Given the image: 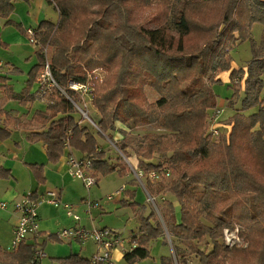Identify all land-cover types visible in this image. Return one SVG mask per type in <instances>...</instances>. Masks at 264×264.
<instances>
[{"label":"trees","instance_id":"obj_1","mask_svg":"<svg viewBox=\"0 0 264 264\" xmlns=\"http://www.w3.org/2000/svg\"><path fill=\"white\" fill-rule=\"evenodd\" d=\"M13 1L0 0V19L24 33L8 20ZM47 2L54 6L57 22L42 21L36 29L37 64L27 73L24 89L13 93L0 78V117H5L0 141L10 137L9 128L19 125L1 110L6 102L15 101L23 107L42 102L45 111L35 112L31 120L42 132L31 134L29 141L42 142L51 164L66 152L89 159L98 182V177L112 173L121 178L128 175L126 166L110 163L98 140L106 138L128 158L131 143L127 133L154 127L162 133L144 135L137 156L139 170L144 173L170 172V178L156 186L179 206L177 219L172 203H165L166 231L198 258V264H264V0ZM255 24L263 28L259 43L251 38ZM245 42L250 44L252 58L245 69L232 70L231 53ZM45 47L52 50L50 69L61 88L66 89L69 82L85 83L92 75L89 103L97 117L89 119L96 128L86 121L94 133L59 93L48 97L30 93L43 69L41 51ZM226 72H230L228 107L233 115L227 123L229 133L223 135L219 130L213 137L209 132V119L217 108L213 87L221 84L217 76ZM146 88L159 99L149 103ZM238 99L240 104L234 109ZM27 167L43 186V167ZM0 178L10 175L0 168ZM147 188L151 194L158 193L149 183ZM126 194L128 199L119 205L137 212L140 224L138 236L131 240L134 248L123 259L135 264L149 257L148 245L158 240L163 230L159 223L150 222L152 213L143 217L144 207L134 201V191ZM202 215L205 223L200 220ZM234 229L239 230L246 248L228 249L219 244L223 230ZM204 239L211 246L208 251L198 247ZM175 251L184 258L179 248ZM35 253L34 246L21 243L11 252L0 250V264H37ZM57 260L60 264H91L76 255ZM171 261L164 257L161 264Z\"/></svg>","mask_w":264,"mask_h":264},{"label":"crops","instance_id":"obj_2","mask_svg":"<svg viewBox=\"0 0 264 264\" xmlns=\"http://www.w3.org/2000/svg\"><path fill=\"white\" fill-rule=\"evenodd\" d=\"M19 3H25V5H21L24 6L21 7L24 11H22L23 14L21 15L16 11V4ZM12 4L14 10L13 13L9 16L8 20L14 24L19 25L24 31V33H21L12 25L6 26L5 24L7 20L0 19V68H3L0 70V78L5 79L4 85L10 87L13 93H15L14 86L17 83V79L23 78L24 82L26 83L27 74L25 75V72H29L30 69L37 64V59L35 56V47L32 53L22 51L20 59H16V54L13 53V48L24 47V45H22L23 42L28 43L26 39L27 29L36 30L38 28L39 23L42 21H48L50 23L55 24L57 22L58 14L54 6L50 5L47 0H14ZM48 9L52 10L53 12L51 13V20H49L48 18L40 20L38 17H40L41 11H44L45 13ZM20 41L22 42L20 43ZM20 60L23 61L22 67L17 66V61ZM231 69L238 70L240 68L237 67L235 64H232ZM229 75L230 72H226L217 76V79L221 81L222 86H229ZM25 83L21 86V90L17 94L21 93V91L24 89ZM2 85L3 84L0 83V86ZM36 88V84H34L30 93H35ZM229 91L232 92V90L230 89ZM1 97L2 95L0 93V98ZM14 103L19 106L20 110L14 107V105L10 106ZM226 106L227 103L225 102V100L221 101L220 99H217V108L215 110L221 111L219 118L220 124L218 128L219 130H226V132L229 133L230 126L226 123L228 122V119L233 115V112L229 113L228 116H225L224 118L222 117L221 119L222 114L224 115L226 113ZM45 108V104L38 101L30 103L25 107L20 106L18 102L8 101L1 109L5 113H10L11 118L18 120L19 125H14L9 128L11 132L10 137L3 141H0V168L3 171L8 172L10 175V178L8 179L0 178V201L11 202L13 200L20 199L28 193L33 194V196L39 201V206L37 210L39 228L38 235L37 237H32L25 242V244L34 246L36 251L42 252L43 257L38 261V263H40V261L46 257L44 249L46 247L48 248L49 242L52 241L49 240L48 237L53 236V240L59 241L56 239L57 232L55 233L54 230L60 226H62L60 230L67 229L66 227L72 228L74 226L73 221L71 224V222L66 219V214L64 215L65 211L63 210V208L59 207L61 209H54V206L48 205L47 203H42L40 205V202H42V197L48 191H54L58 193L60 201L63 204L71 205L73 203H77V200L82 201L84 199L76 197V189L73 186H69L66 191L63 188L64 185H66L64 184L66 178H71L67 174L65 167V157L68 155V153L66 152L57 163L51 164L47 159L46 149L42 142H31L28 139L31 134H37L42 132L40 126L34 125L31 120L35 112H44ZM4 120V116L0 117V127H2ZM73 155L78 156L75 153H73ZM27 165H39L43 167L45 179V184L43 186L38 185L36 183L33 178L32 172L29 170ZM20 172L23 174L27 181L26 190H23L16 185L17 173ZM62 199L65 202H63ZM173 206L175 209L179 207L176 202ZM16 220L17 215L14 214L11 209L0 211V229L5 230V235L3 237L0 236V244L3 245L0 246L1 251L11 252L10 250H7L9 244L5 236L7 233L9 241L11 240L10 236L16 224ZM133 235L134 236L128 238L127 244H125L123 249H117L114 251L112 255L113 260L119 261L123 259L124 254L128 253L131 249L130 247H134L131 245V241L129 239L135 237V235L138 236L137 229L136 232L133 233ZM59 242L63 244L67 241ZM73 243L76 242H67L70 251L64 258L69 257L70 255H76L81 259L90 261L92 255L96 251L94 244L93 251L90 253V255L84 257L83 255L86 251V248H77L76 246H73Z\"/></svg>","mask_w":264,"mask_h":264},{"label":"rangeland","instance_id":"obj_3","mask_svg":"<svg viewBox=\"0 0 264 264\" xmlns=\"http://www.w3.org/2000/svg\"><path fill=\"white\" fill-rule=\"evenodd\" d=\"M36 4V3H35ZM25 3H19L16 4V11L20 15L23 14V8ZM47 9V8H46ZM54 9V8H53ZM24 12V11H23ZM51 13L52 10H47V12L44 13V11H41L40 17H38L40 20H43L45 18H48L51 20ZM214 13V12H212ZM211 13V16L213 17L214 15ZM45 14V16H44ZM48 15V17H47ZM58 17V16H57ZM218 17V15H217ZM216 17V19H217ZM47 19V20H48ZM56 20V19H55ZM263 32V28L259 24H255L251 28V38L253 41L256 43H259L261 35ZM22 41H20L21 43ZM24 47H14L13 48V53L16 54V59L21 58L22 51L32 53L34 46L31 45L30 43H24ZM52 55V50L49 48L47 57L50 60V57ZM252 54H251V47L248 42L242 43L237 46V48L231 53V59H232V64H235L239 68H245L246 64L251 60ZM23 61H17V66L22 67L23 66ZM3 68H0V70ZM29 70V69H28ZM28 72V71H27ZM25 72V75L27 74ZM97 73V72H96ZM99 78L103 77L102 73H97ZM19 77V76H18ZM106 77V76H105ZM16 81V78H15ZM14 81V82H15ZM24 79L20 78L17 79V83L14 86V92L17 94L21 90V86L24 84ZM213 92L216 95L217 99H220L221 101L225 100L227 103L226 106V113L221 116L224 118L225 116H228L229 113L233 112L231 108L228 107V103L230 102V99L232 97V92L229 91L228 87L220 85H215L213 88ZM145 94L146 97L149 101V103L155 102L156 100L159 99V97L150 89L146 88L145 89ZM242 97V94L240 95V98ZM261 99L264 100V86L263 90L261 92ZM87 111H88V117L92 119H95L97 117L96 110L91 107L90 103L87 101ZM240 104V99L234 101V109L237 108ZM16 107L17 109L20 110L19 106L14 103L11 104L10 106ZM228 119V118H226ZM228 123V122H227ZM226 123V124H227ZM82 124H87L86 127H88L89 130H91L94 133V128L88 124L86 120L82 121ZM162 133L161 131L156 130L154 127H145V128H138L136 130H131L127 133L126 138L130 140L131 147L128 149L127 153L129 155L128 158L123 156L115 147V145L111 142H109L106 138L100 139L99 145L101 150L105 152L107 159L110 161V163H120L124 166L127 167L128 169V175L127 177L121 178L117 173H112L107 176H101L98 177V182L97 185H95L90 191H87L82 183L78 180H75L73 178L67 177L64 184V190L66 191L69 186H73L76 189V197L84 198L85 199H90V201L97 202L100 206L98 209H94L91 211V217H88L85 214V210L82 206V201L77 200V203H73L72 205L77 206L78 208L75 210L74 214L80 219V225L86 228L87 230H93V229H107L111 230L112 232H115L118 237L121 238L127 244L128 238L131 236H134L133 233L137 232L139 234V224H140V215H138L137 212H135L131 208H123L119 205L120 200H125L128 199L126 191L135 192V202L138 205H141L144 207V215L143 217H147L150 213L153 214V218H151L150 222L154 223H159V225L162 227L163 234L161 237H159L158 240L152 241L148 245V250H149V257L143 261H138L135 264H161V259L164 257H170L171 258V264H198V258L195 255H190L188 251L182 247L177 239L175 237H172L165 229L164 223H163V215H164V209H165V203L171 202L172 205H175L174 198L168 194L164 189H161L160 187H157L155 191H158L157 194H153L159 199L157 200L156 204L152 207L149 204L146 203V195L140 186V182L138 179L134 177V169L137 172V169L139 170V159H138V153H139V142L143 138L144 135L146 134H160ZM222 133L227 134L226 130L222 129ZM121 140L123 136H115ZM214 140V139H212ZM157 161L159 158H156ZM156 159L153 160L154 163H156ZM167 181V180H165ZM16 185L23 189L26 190L27 188V181L23 174L17 173V182ZM124 187V193L120 198H115L112 201L108 200V197L111 196L116 190H119L120 188ZM57 190V189H56ZM148 190V189H147ZM149 191V190H148ZM161 197L165 198V201L161 200ZM22 198V197H21ZM20 198V199H21ZM42 202H40V205L42 203H46L47 196L44 195ZM18 199V200H20ZM18 200H13L11 202H6L9 204L8 209L12 210V205L14 202ZM63 202H65L62 199ZM3 202V201H0ZM55 207L54 209H56ZM61 209V208H58ZM179 207L175 209L176 217L179 219ZM5 211V210H4ZM66 213H64L65 215ZM66 219H68L71 224H72V218H69L66 216ZM201 222L205 223L203 219V215L200 218ZM62 226L58 228H54V232L59 233ZM68 229V227H66ZM39 229V228H38ZM5 235V230L0 229V236L3 237ZM38 235V234H37ZM239 235V230L234 229V230H223L222 236L219 239V244L231 249V248H246L247 243L243 238H241ZM137 235H135L136 238ZM5 238L8 241L9 246L7 247V250H10L11 244L14 238L13 235V230L10 236V241L8 234L6 233ZM129 239L130 241L133 239ZM49 239V238H48ZM52 240V239H49ZM0 246H3L0 244ZM73 246H76L77 248L84 247L86 248L84 252V257H87L90 255V253L93 251V243L88 242L86 244H79V243H73ZM64 247V248H63ZM198 247L202 250L205 249V251H208L211 246L209 245V241L207 239L202 240L200 243H198ZM45 248V246H44ZM179 248L180 251L185 255L184 258L180 255L177 254L175 249ZM70 248L68 247L67 242H64L63 244L59 241L52 240L49 242V247L44 249V253L46 257L40 261L38 264H60L57 259L64 258L67 256L69 253ZM182 261H185L182 262ZM111 264H129L125 260L121 259L119 261L111 259Z\"/></svg>","mask_w":264,"mask_h":264},{"label":"built area","instance_id":"obj_4","mask_svg":"<svg viewBox=\"0 0 264 264\" xmlns=\"http://www.w3.org/2000/svg\"><path fill=\"white\" fill-rule=\"evenodd\" d=\"M26 39L28 43L33 45L35 48L39 47L38 43V32L33 29L26 30ZM48 49L45 47L41 51V55L44 58L43 69L40 72L36 80V92L41 97H48L57 92L60 96L64 97L69 103H71L74 108L81 115L82 119L87 120L93 127L95 125L91 122L88 117L87 101L90 102L91 95L93 92V78L92 75H88V79L85 83L69 82L67 88H61L55 81L51 69L50 62L47 57ZM93 75H97L93 72ZM220 110H214L209 119V132L211 136L216 137L219 133V118ZM96 128V127H95ZM68 147L67 144L64 145ZM65 167L67 174L82 183L87 191H90L95 185H97V178L92 173V163L89 159H78L72 155H67L65 157ZM134 171V177L140 182L145 195L146 203L150 206H154L159 199L155 195L151 194L147 189V183L152 187L156 188L158 184L170 178V172L161 170H152L148 173H144L137 169ZM124 193V187L115 191L111 196L108 197L109 201L115 198H120ZM46 203L54 207H61L66 213V216L72 218L74 226L72 228L63 229L56 234V238L59 241L76 242L79 244H86L92 242L96 248L95 253L90 259L91 264H111L112 255L115 250L123 249L125 242L121 240L120 237L116 235L115 232L107 229H93L87 230L80 225V219L74 214L75 210L78 208L75 205L63 204L60 201L58 193L54 191H48L46 194ZM43 200V198H42ZM162 201H165L164 197H161ZM38 206L39 201L33 196V194L28 193L23 196L20 200L16 201L12 205V211L17 215L16 224L13 229V241L11 244L10 251H13L21 243H25L28 239L32 237H37L38 234ZM82 206L84 212L88 217H91V211L100 208L97 202L90 201V199H83ZM9 204L6 202H0V211L7 210ZM131 251L134 247H130ZM36 259L38 261L43 257L41 251H36ZM33 264V263H31Z\"/></svg>","mask_w":264,"mask_h":264}]
</instances>
